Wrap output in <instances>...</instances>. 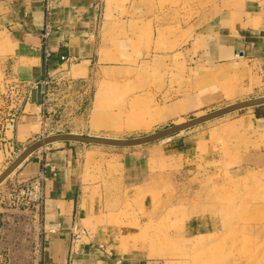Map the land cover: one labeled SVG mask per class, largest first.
Segmentation results:
<instances>
[{
    "label": "crops",
    "instance_id": "obj_1",
    "mask_svg": "<svg viewBox=\"0 0 264 264\" xmlns=\"http://www.w3.org/2000/svg\"><path fill=\"white\" fill-rule=\"evenodd\" d=\"M117 2L53 0L48 16L45 0H0V34L8 40L12 76L26 97L30 92L16 124V145L40 137L42 108L53 122L62 123L52 133L86 132V111L94 109L99 95L91 75L112 63L102 64V48L112 59V44L123 50L131 45L130 20L120 15ZM47 21L51 29L45 39ZM160 27L152 33L155 51L143 59L160 66L176 61L186 71L195 63L211 67L245 59L252 64L247 71L251 88L264 90V0H230L198 29L193 21L180 24L179 33ZM46 42L52 51L47 61ZM40 82L47 94L44 102L35 103L31 91ZM259 107L171 142L108 149L63 141L40 148L14 173L28 178L48 166L42 264H163L157 245L139 236L147 218L160 217L159 199L170 184L166 178L173 175L175 155L197 156L211 147L212 137L227 141L232 127L236 137L243 129L260 146L264 106Z\"/></svg>",
    "mask_w": 264,
    "mask_h": 264
},
{
    "label": "rangeland",
    "instance_id": "obj_2",
    "mask_svg": "<svg viewBox=\"0 0 264 264\" xmlns=\"http://www.w3.org/2000/svg\"><path fill=\"white\" fill-rule=\"evenodd\" d=\"M229 1L118 0L120 15L130 20L131 45L123 50L112 44V59L106 57L107 48H102V64L112 63L91 75L99 95L94 109L86 111L84 134L141 137L264 95V90L251 88L247 71L252 64L245 59L211 67L195 63L186 71L176 61L160 66L142 58L155 51L152 33L162 30L160 24L179 33L180 24L193 21L198 29ZM8 48L7 37L0 34V173L40 139L19 146L13 142L16 127L5 131L8 120L21 113L28 99L13 79ZM261 106L226 114L152 143L210 131ZM38 115L49 132L62 124L50 119L48 109L42 108ZM229 131L227 141H214L211 136V147L198 150L197 156L177 152L173 159L177 165L161 192L160 217L147 218L141 230L144 234L139 236L157 245L163 264H264V138L260 147L251 133L242 129L236 137L233 127ZM14 172L0 184V264H42L45 221L37 204L21 203V178Z\"/></svg>",
    "mask_w": 264,
    "mask_h": 264
},
{
    "label": "water",
    "instance_id": "obj_3",
    "mask_svg": "<svg viewBox=\"0 0 264 264\" xmlns=\"http://www.w3.org/2000/svg\"><path fill=\"white\" fill-rule=\"evenodd\" d=\"M42 91H43V84L40 82L38 83L37 87L31 91V99L33 102L38 103L42 101L43 99ZM260 105H264V95L229 104L225 107L219 108L209 113L194 117L187 121L169 126L165 129L141 137L112 138V137H102V136H96L90 134H80V133L52 134L44 138H40L34 141L33 143H31L28 147H26L19 154V156L15 160H13L12 163L3 172L0 173V184L7 177H9L14 171H16L36 151H38L40 148H43L55 142L69 141V142H80L84 144L106 145V146H115V147L140 146L158 141L160 139L171 137L182 131L193 128L197 125L224 116L226 114Z\"/></svg>",
    "mask_w": 264,
    "mask_h": 264
},
{
    "label": "built area",
    "instance_id": "obj_4",
    "mask_svg": "<svg viewBox=\"0 0 264 264\" xmlns=\"http://www.w3.org/2000/svg\"><path fill=\"white\" fill-rule=\"evenodd\" d=\"M45 6H46V12L48 16L51 13V9L53 6V0H45ZM50 24L47 21L46 23V28H45V33L44 37L45 39L48 38L49 32H50ZM45 60L47 61L51 55L52 51L47 45V42L45 43ZM63 60H68L69 58H66L65 56H62ZM43 84V83H42ZM47 91L43 87V102L45 101ZM27 98L30 99V92L27 94ZM20 117V114H14L13 118L9 119L8 122L5 125V131L7 132L8 130L12 129L15 130L16 124L18 122V119ZM41 124V131H40V138H44L46 136L52 135L51 131L49 132V128L47 127V124L45 121L42 120L40 121ZM56 134V133H55ZM7 136V134H6ZM51 166V169H54V167ZM48 168V166H46ZM44 168L41 170L37 175L31 176L28 178H23L20 181L21 184V189L19 192V198L21 200V203L24 205L27 204H37L38 209H40L41 217L44 220V206H45V201H46V196H45V184L47 181V169ZM45 226V225H44ZM80 232L85 233V230H80Z\"/></svg>",
    "mask_w": 264,
    "mask_h": 264
},
{
    "label": "bare ground",
    "instance_id": "obj_5",
    "mask_svg": "<svg viewBox=\"0 0 264 264\" xmlns=\"http://www.w3.org/2000/svg\"><path fill=\"white\" fill-rule=\"evenodd\" d=\"M42 83V82H41ZM43 92V91H42ZM43 100V99H42ZM200 116V115H199ZM181 122H184V121H180L179 123H181Z\"/></svg>",
    "mask_w": 264,
    "mask_h": 264
}]
</instances>
